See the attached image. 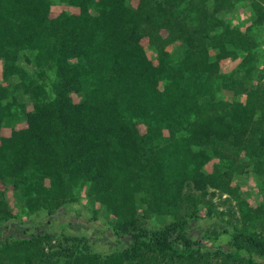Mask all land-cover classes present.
<instances>
[{
    "label": "trees",
    "instance_id": "trees-1",
    "mask_svg": "<svg viewBox=\"0 0 264 264\" xmlns=\"http://www.w3.org/2000/svg\"><path fill=\"white\" fill-rule=\"evenodd\" d=\"M134 1L0 0V227H27L0 264H264V73L228 19L247 0ZM80 207L118 246L40 228Z\"/></svg>",
    "mask_w": 264,
    "mask_h": 264
},
{
    "label": "rangeland",
    "instance_id": "rangeland-1",
    "mask_svg": "<svg viewBox=\"0 0 264 264\" xmlns=\"http://www.w3.org/2000/svg\"><path fill=\"white\" fill-rule=\"evenodd\" d=\"M137 2L138 0H135L133 4H136ZM250 2L251 0H247L239 4L236 10H233L228 16V19L232 24L241 27L243 30L248 29L259 42V49L257 50V55L259 58L260 75H256L254 77V79L258 81L259 78H261L262 76L261 74L264 73V25L254 24L253 19L255 17V14L253 11L251 12ZM64 10L68 11L70 9L63 5L59 7H54L52 16H56ZM142 45L147 46V41L143 40ZM237 64V62L226 61L224 63L223 71H229L234 68ZM261 83L264 84V76L261 79ZM0 85L2 84L0 83ZM225 95L228 96L227 94ZM215 163H217V161H215ZM213 164L214 162L209 164L206 169L212 170ZM240 182L242 192L246 196V198H248L251 202H253L254 200L258 201L260 195L257 188L256 179L254 177H251L250 175H247L242 176ZM8 196L11 203H16L18 201L19 194L15 195V193L11 191ZM225 208H223V210ZM49 221L52 222V227L55 226L54 230H56L57 232H59L58 227H63L62 223H70L69 226H65L68 232L77 233L81 236L87 237L91 241V243L100 251H108L118 246L116 239L113 236V233L109 229V227L101 220H93L89 213L81 211V207L80 212L77 213H73L72 211L61 210L58 216L46 219L43 224L40 225V228L44 229L46 227L47 229V223ZM205 225L207 227L209 226V223H207V221L205 222L204 220L191 221L190 224L187 225V228L189 229L188 237L192 238L195 242H201L203 246L212 248L213 243H211L210 241L208 242L207 240H203L201 236L203 227ZM221 227L223 228V225L218 224L215 228L217 229V231H221ZM224 227L228 228V226ZM25 229H27V227H22L19 225L0 227V241L9 235H14L15 237H22L24 236ZM211 230L213 231L214 227L211 226ZM124 242H127V240L125 239ZM228 246L229 245L224 243L221 247L225 250H228Z\"/></svg>",
    "mask_w": 264,
    "mask_h": 264
}]
</instances>
